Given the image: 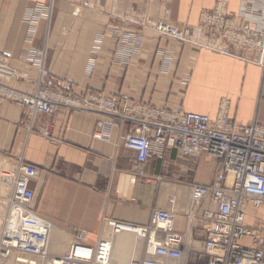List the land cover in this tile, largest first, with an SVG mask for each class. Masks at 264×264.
<instances>
[{
	"label": "crops",
	"instance_id": "1",
	"mask_svg": "<svg viewBox=\"0 0 264 264\" xmlns=\"http://www.w3.org/2000/svg\"><path fill=\"white\" fill-rule=\"evenodd\" d=\"M217 1L264 24V0H0V54L18 73L17 89L26 93L36 89L38 58L44 55L45 81L61 82L79 96L96 91L119 97L121 106L143 102L211 117L227 99L238 125L264 121L260 66L161 39L143 25L161 19L197 25L202 11ZM128 37L142 38L141 50L121 48ZM129 127L94 109L59 108L31 116L22 105L0 101V169L22 158L40 170L30 186L36 192L35 209L53 226L50 258L64 254L79 229L94 243L104 236L107 220L146 226L153 210L171 208L172 198L177 228L187 236L186 251L202 250L207 227L202 214L210 203L206 199L192 207L190 183L211 184L216 162L202 158L192 165L167 149L139 168L122 138ZM44 128L51 137L40 133ZM144 174L168 180L152 182ZM7 183L0 177V192L11 193ZM130 254L125 261L112 254L113 263L128 264Z\"/></svg>",
	"mask_w": 264,
	"mask_h": 264
},
{
	"label": "built area",
	"instance_id": "2",
	"mask_svg": "<svg viewBox=\"0 0 264 264\" xmlns=\"http://www.w3.org/2000/svg\"><path fill=\"white\" fill-rule=\"evenodd\" d=\"M238 19L217 5L203 10L199 31L225 55L234 56L237 52L233 42H245L240 50H250L253 45L258 64L264 68V31L250 29L253 23L244 17L237 24ZM153 29L173 39L203 46L190 39L191 29L177 31L164 21L156 22ZM217 40L222 41V46L216 43ZM9 63L0 57V96L22 104L31 116L51 115L59 107L77 109L84 104L87 108L97 107L100 111L117 115L123 122L129 121L131 127L122 138L125 146L135 152L139 168L151 155H163L169 147L186 159L202 155L214 159L217 162L214 182L211 185L190 184L192 207L206 199L210 203L202 214L207 224L203 253L209 256L208 264H264V221L259 227L246 224L251 207L264 208V124L238 125L229 116L228 107H222L212 118L208 114L170 110L142 102L121 106L119 97L101 92L79 96L63 84L52 91L43 85L42 77L38 87L26 93L17 89L18 76ZM40 133L46 138L52 135L48 128ZM95 137L102 138V134H95ZM39 174L35 165L22 158L9 161L0 169L1 180L11 187L6 211L1 218L4 217V223L1 221L0 224V257L18 251L41 257L45 264H110L100 256L101 234L92 243L89 233L81 229L74 233L70 249L64 255L56 259L49 257L52 224L35 209L36 192L30 186ZM166 178L158 176L157 181L149 177V180L159 182ZM174 202V198L170 199L169 209L153 210L148 225L137 226L141 231L140 238L146 241V257L132 260V264L186 262L189 253V249L185 250L187 237L177 228ZM105 224L117 233L130 225L107 220L103 229ZM245 238L251 239L249 246L239 243Z\"/></svg>",
	"mask_w": 264,
	"mask_h": 264
},
{
	"label": "rangeland",
	"instance_id": "3",
	"mask_svg": "<svg viewBox=\"0 0 264 264\" xmlns=\"http://www.w3.org/2000/svg\"><path fill=\"white\" fill-rule=\"evenodd\" d=\"M213 7V6H212ZM210 10L211 8H205L204 10ZM230 14H234L235 15V13H230ZM45 16L47 17V18H50L51 16H52V11H51V8H48V10L46 11V13H45ZM245 17H247V16H245ZM149 18V17H148ZM248 18V17H247ZM161 20H166V19H161ZM161 20H157V21H161ZM49 22H48V26L50 27V19L48 20ZM252 21V20H251ZM163 22V21H162ZM253 22V21H252ZM167 24V23H166ZM251 25V24H250ZM170 26H174L175 28H176V30L177 31H181V30H184V29H189L190 30V28L189 27H187V26H189V24H186V23H179V24H174L173 23V25H170ZM139 27H141V28H145V27H143V26H139ZM252 28V30L253 31H264V24H257V23H254L253 22V24H252V26H250V29ZM48 32H49V30H48ZM155 32V31H154ZM157 34H159V36H160V38L162 39V38H167L168 40H174L177 44H182V45H190V46H192V47H194V48H199V49H201L202 47L201 46H198V45H195V44H192V43H189V42H187V41H181V40H178V39H173V38H171L170 36H166V35H164V34H162V33H160V32H157ZM132 40V41H131ZM125 41V40H124ZM122 41V42H120L119 43V46H121V48H123V49H125V48H130V49H134V51H139V50H141V46L143 45V41H142V38H136V37H128L127 38V42L125 41ZM225 43L227 44V41H225ZM126 45H127V47H126ZM162 53H165V50L164 51H162ZM44 54H45V52H44ZM243 54H241L240 55V51H237V52H235V54H234V57L237 59V60H241L242 62H245V63H248V61H247V59L244 57V56H242ZM0 57H3V58H5V59H7L9 62H10V60L6 57V56H4V55H2V54H0ZM38 61H39V63H40V65H41V71H40V74H39V78H38V80H37V86L36 87H38V85L40 84L39 83V81H40V79H41V77L43 78V85L44 86H49L50 87V89L52 90V91H55V89L57 88V87H60L61 85H62V83L61 82H47V81H45V79H44V55L41 57V58H38ZM42 62V63H41ZM168 67V66H167ZM262 69V71L264 72V68H261ZM17 80H18V78H17ZM263 80H264V74H263ZM17 82V81H16ZM15 82V83H16ZM64 85V84H63ZM65 86V85H64ZM70 90V89H69ZM23 92V91H22ZM71 92H72V90H71ZM92 92H96V91H92ZM92 92H88V93H92ZM102 93V92H101ZM87 94V93H86ZM112 96V95H111ZM0 101H8V102H13V103H17V104H19V105H22V104H20V103H18L17 101H15L14 99H5V98H3L2 96H0ZM134 103V102H133ZM143 103V102H142ZM129 104H131V103H129ZM145 104H147V103H145ZM149 105H151V104H149ZM152 106H154V105H152ZM82 107H85L84 106V104H82L81 105V108ZM227 107H228V114H229V116H230V102H229V104L227 105ZM59 108H63V107H59ZM58 108V109H59ZM57 109V110H58ZM84 109H94V110H98L97 109V107L95 108V107H92V108H87V107H85ZM168 109V108H167ZM70 110V109H69ZM170 110H173V109H170ZM56 111V110H55ZM98 111H100V110H98ZM101 112H104V111H101ZM184 112H188V111H184ZM219 112V111H218ZM217 112V113H218ZM25 113H26V111H25ZM106 113V112H105ZM27 114V113H26ZM203 114H206V113H203ZM116 117H118L117 115H115ZM216 117V116H215ZM215 117H212V118H215ZM231 117V116H230ZM119 119H120V117H118ZM232 120H234L233 118H231ZM235 121V120H234ZM129 124H130V122L129 121H127ZM236 122V121H235ZM257 123H260V124H264V121H260V120H257L256 121ZM256 122H254V123H256ZM251 125V124H250ZM244 126H247V125H244ZM130 127H131V124H130ZM129 127V128H130ZM167 149H173V150H175L176 151V153H177V155L179 156V157H181V158H183L185 161H187V162H189L190 164H192V165H197L198 164V162H200L201 160H202V158H207V159H209V160H214V159H212L211 157H209V156H207V155H202L201 157H198V158H193V159H186V158H184L183 156H181L180 154H178V151L176 150V149H174V148H171V147H169V148H166L165 149V151H164V153H163V155L165 154V152H166V150ZM163 155H160L161 157L163 156ZM158 156V155H157ZM215 161V160H214ZM4 162H5V160H4ZM216 162V161H215ZM216 169H217V162H216ZM216 169H215V173H216ZM215 173H214V178H215ZM139 174H141L140 172H139ZM142 175V174H141ZM143 176V175H142ZM158 176H166V175H156V176H151V177H153L155 180H157L156 178L158 177ZM144 177L146 178V180H149V177L150 176H148V175H146V174H144ZM167 178L165 179V180H163V181H167L168 180V176H166ZM214 178H213V181H212V183L214 182ZM150 181V180H149ZM158 181V180H157ZM163 181H159V182H163ZM191 183H193V182H191ZM190 183V184H191ZM195 183H198V182H195ZM211 183V184H212ZM198 184H202V183H198ZM211 184H203V185H211ZM0 187H2V186H0ZM0 189H2V188H0ZM4 192H6L5 190H4ZM7 194H9V193H7ZM7 194L6 193H2V192H0V216H1V218H2V215H3V213L6 211V202H7V198L8 197H6L7 196ZM171 205V204H170ZM6 219V218H5ZM1 220V219H0ZM203 220V219H202ZM204 221V220H203ZM263 221H264V208H260V209H255V208H250L249 210H248V214H247V222H246V224L247 225H249V226H254V227H259V226H261L262 225V223H263ZM205 222V221H204ZM2 223H4V217H3V219H2ZM206 226H207V224H206ZM105 228H107L106 226H105ZM206 228H204V233H203V237L205 238V232H206V230H205ZM183 233V232H182ZM185 234V233H184ZM187 237V236H186ZM142 240H141V242H140V244H139V246H138V248H131L130 246H127V247H125V250L127 249H129V253H131L130 255V257H132V255H133V259H138V257H137V253L139 254L140 252H141V255H144V257H146V241L143 239V238H141ZM187 240V239H186ZM71 242H72V240H71ZM70 242V243H71ZM187 243H188V240H187ZM241 245H244V246H249L250 245V243H251V239L250 238H245L243 241H240L239 242ZM142 245L144 246V249H142L141 250V247H142ZM70 246V245H69ZM131 249V250H130ZM67 250V249H66ZM65 250V251H66ZM64 251V252H65ZM194 252L195 251H193V250H191V248L189 249V253H188V255H187V260H186V262H184V264H208V259H209V256L208 255H206V254H204L203 253V248H202V250H200V251H197L198 253H196L195 252V254H194ZM0 254H2V253H0ZM17 255V254H16ZM140 255V256H141ZM22 256H25V255H22ZM25 257H32V256H25ZM143 257V258H144ZM131 258V259H132ZM143 258H140L139 257V260H141V259H143ZM9 259V258H8ZM8 259H4V260H2V259H0V261H3V262H5V261H7ZM33 259H36V262L38 263V264H45L44 262H41V261H38L37 260V258H33ZM15 264H27V263H19V262H15ZM47 264V263H46Z\"/></svg>",
	"mask_w": 264,
	"mask_h": 264
},
{
	"label": "bare ground",
	"instance_id": "4",
	"mask_svg": "<svg viewBox=\"0 0 264 264\" xmlns=\"http://www.w3.org/2000/svg\"><path fill=\"white\" fill-rule=\"evenodd\" d=\"M70 1H73V0H70ZM83 4L86 5V6H88L89 3L87 1H85V2H83ZM217 5H219V8H221L224 12L232 13V12H230L228 10L227 3L225 1H217L215 3V5L213 6V8L215 6H217ZM235 16L237 18H239L238 21H237V24L241 21V17L247 18V17H245L246 15H244L242 12L235 13ZM247 19H248L247 21L251 23V19L250 18H247ZM161 21H164V22H166V23H168L170 25H173L169 21H166V20H161ZM143 25L145 27H152V28L156 27V23H154L153 25H149L148 23H145ZM199 25H200V20H199V23L197 25H189V26H187V27H189L191 29V35L189 37H190V39L192 41H195L196 43H199L200 42L203 45L202 48H207V49H209L211 51H214L216 53H219L221 55L230 56V57L235 58L233 55H225V53H223L222 51L216 50L215 49V46L212 45V44H210L206 40L205 36H203L201 34V32L199 31L200 30V26ZM216 43L222 46V41L217 40ZM244 43L245 42H243V41H239V42H233L232 44H233V46L235 47V49L237 51H240L241 54H243L242 56H244L247 59L248 63H252V64H256V65L260 66L258 64V56L254 52L255 51V48H254L253 45L250 44L251 45V49L250 50H240L241 47L244 45ZM255 45H256V43H255ZM12 69H13V67H12ZM15 75L18 76V73L16 71H15ZM228 104H229V100H227V99L223 100L222 103H221V105H220V109H222V107L227 108V105ZM7 200H9V198H7ZM191 200H192V195H191ZM196 203H194V204H196ZM0 219H1V216H0ZM1 221L2 220H0V224H1ZM105 226L107 228H105ZM105 226H104V228H105L104 229V236L100 239V243H103L102 250H101L102 252H101V255H100L101 256V259H103L104 262H108L110 264H116V263H113L114 261L112 259V254H115V255L118 254V255H120L122 257V261H125L127 259L128 255H129V252H128L129 249L128 250L127 249L125 250V247L130 246L133 249L142 240L140 238L141 231L139 230V227H137V226H131V225H126V227H124L125 230H121L119 233H117L112 227H109L106 224H105ZM52 230H53V226L51 228L50 241H51V235L53 234L52 233ZM106 234H109L110 237H106L105 236ZM120 235H123V237L121 239L117 240V242H116V237L117 236H120ZM113 237H115L114 241L112 239ZM73 240H74V237L72 238V241ZM71 243H70V245H71ZM69 249H70V246H69V248L67 250H69ZM48 250H49V257H50V245H49V249ZM185 250H186V248H185ZM64 254H62V255H64ZM22 255L32 256V255H28V254H24V253L22 254V253H20L18 251H13L9 256L7 255V256L2 257V258L0 257V259H2V260L9 258L5 262L0 261V264H15V262L16 263L17 262H19V263H27V264H38L36 262V259H33V258H37L38 261L43 262V260H42L41 257L32 256V257H29L28 258V257L22 256ZM54 259H56V258H54ZM132 260L139 261V259H133L132 258L131 261L128 264H132ZM174 264H176V263H174Z\"/></svg>",
	"mask_w": 264,
	"mask_h": 264
}]
</instances>
